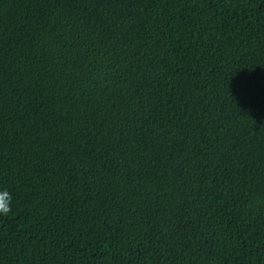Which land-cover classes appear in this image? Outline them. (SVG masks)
<instances>
[{
  "label": "trees",
  "instance_id": "16d2710c",
  "mask_svg": "<svg viewBox=\"0 0 264 264\" xmlns=\"http://www.w3.org/2000/svg\"><path fill=\"white\" fill-rule=\"evenodd\" d=\"M0 264H264V0H0Z\"/></svg>",
  "mask_w": 264,
  "mask_h": 264
},
{
  "label": "clouds",
  "instance_id": "9594fccd",
  "mask_svg": "<svg viewBox=\"0 0 264 264\" xmlns=\"http://www.w3.org/2000/svg\"><path fill=\"white\" fill-rule=\"evenodd\" d=\"M12 206V194L7 188H0V216L7 215Z\"/></svg>",
  "mask_w": 264,
  "mask_h": 264
}]
</instances>
